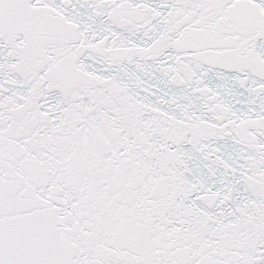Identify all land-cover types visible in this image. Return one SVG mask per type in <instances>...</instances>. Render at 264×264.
I'll return each instance as SVG.
<instances>
[{
    "label": "snow or ice",
    "instance_id": "6c2138e0",
    "mask_svg": "<svg viewBox=\"0 0 264 264\" xmlns=\"http://www.w3.org/2000/svg\"><path fill=\"white\" fill-rule=\"evenodd\" d=\"M0 264H264V0H0Z\"/></svg>",
    "mask_w": 264,
    "mask_h": 264
}]
</instances>
